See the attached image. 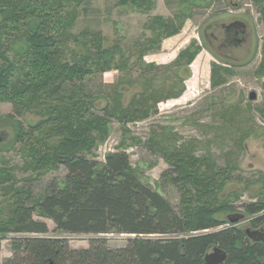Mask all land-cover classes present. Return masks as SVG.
<instances>
[{"label":"trees","instance_id":"trees-1","mask_svg":"<svg viewBox=\"0 0 264 264\" xmlns=\"http://www.w3.org/2000/svg\"><path fill=\"white\" fill-rule=\"evenodd\" d=\"M33 1L37 6H30L31 0H0V102L12 105L7 117L15 119L14 142L25 145L24 172L41 176L61 165L66 174L62 184L49 182L40 199L29 205L25 202L30 193L23 191L21 196L14 190L17 195L10 210L0 217V233L31 236L12 238V256L3 264H205V254L215 246L226 251L227 263L264 264V239L236 225L243 214L235 213L222 194L237 168L235 150H243L244 140L256 132L249 103L220 106L213 116L218 123L195 122L204 133L202 139L178 142L181 138L166 126L151 130L145 145L166 162L169 168L162 174H169L182 192L178 211L138 177L125 150L107 152L102 162L90 155L107 137L111 119L127 133V122L155 115L167 99L180 96L184 84L178 71L189 72L201 46L192 42L167 65L145 63L143 58L158 51L163 39L180 32L194 0H164L167 5L177 1L188 6L168 17L153 16L144 24L150 36L139 39L129 54L119 42L104 46L100 31L69 33L77 8L86 0ZM254 1L264 18V0ZM117 3L145 9L154 5L152 0ZM69 38L78 49L65 46ZM8 44L18 58L8 56ZM216 57L224 60L211 64L212 88L223 86L234 75L233 68L226 66L228 58ZM137 67L141 74L133 77ZM111 70L123 71L122 84H106L104 95L86 94L84 79ZM255 74H264V58ZM123 84L139 86L126 105ZM97 98L104 104L95 113ZM257 111L264 116L263 109ZM27 112L40 120L25 127L16 117ZM225 140L231 145L222 150ZM213 147L222 152L223 167H216ZM8 171L0 168L1 181L12 180ZM243 210L251 217L250 225L264 224V197L245 204ZM34 213L52 220L56 231L94 236L87 247L71 248L66 238L45 236L48 226L34 219ZM108 234L125 235L124 245L110 247Z\"/></svg>","mask_w":264,"mask_h":264},{"label":"rangeland","instance_id":"rangeland-1","mask_svg":"<svg viewBox=\"0 0 264 264\" xmlns=\"http://www.w3.org/2000/svg\"><path fill=\"white\" fill-rule=\"evenodd\" d=\"M117 2L118 0H86L77 8L78 16L69 29V33L74 35L83 29L100 31L104 46L119 42L125 54H129L135 51L136 42L139 39L150 36L144 24L153 16L168 17L188 6V4L181 6L177 1L167 5L164 0H152L153 7L145 9L129 4L119 5ZM31 3L30 6L36 5L33 0ZM192 6L189 12L186 11L190 17L185 19L180 32L163 39L158 51L149 53L143 58L145 63L167 65L175 59L181 49L192 42L201 46L199 53L188 66L189 72H185L183 68L178 71V76L183 79L184 84V90L180 96L167 99L155 115L127 122L125 124L127 133L124 132L121 123L111 119L107 137L96 144L90 155L102 162L107 152L125 150L129 154L131 168L135 170L138 177L163 195L178 211L182 192L172 183L168 177L169 174H162L169 168L166 162L160 155L150 152L145 145L151 130L153 128L157 130L159 125L166 126L169 131L177 133L181 138L178 142L190 138L202 139L204 133L200 126L195 125V122L199 125L214 124L217 118L215 117L213 122V116L220 106L235 102H241L243 105L249 103L253 108L252 118L256 132L244 140L243 150H235L233 159L237 163V168L232 171V176L226 182L222 194L228 196L227 200L234 205L235 213L243 214L236 220V225L248 230L259 229L264 224L257 227L250 225L251 217L245 214L243 206L264 197V116L261 111H257L264 110V74H255L261 59L264 58V18L254 0H194ZM233 22H240L246 26L248 33L246 40L239 48L228 46L220 50L218 46L222 43L221 36L224 30L222 26ZM212 38L216 39L218 44ZM65 46L69 50L78 49L72 38L65 42ZM7 47L9 48L8 56L18 58L14 54V46L8 44ZM216 54L228 58L226 66L233 68L234 75L228 76L223 86L212 88L210 86L211 64H221L224 60L221 58L223 60L220 61ZM135 56H132V60ZM131 74L135 77L141 74V71L134 69ZM122 76L123 71L120 70L88 76L83 82L86 94H93L94 97L104 95L108 88L106 84H122ZM121 88L124 105L139 90V86L134 84H123ZM251 92L255 93L254 100L249 99ZM103 104L102 98L96 101L95 113L99 112ZM212 104H215V107H212ZM12 112L11 103L0 102V168H9L8 173L13 180L1 181L0 179V217L6 216L10 210L11 202L17 195L14 190L20 191L21 196L25 195L23 191H28L31 198L25 203L29 205V202L35 203L40 199L49 182L55 181L62 184L66 174V170L61 165L53 167L41 176L24 172L22 152L25 145L13 140L15 119L7 117ZM16 118L27 127L28 124L39 121L41 117L27 112ZM225 141L227 146L222 150H227L231 145V141ZM212 152L215 155L216 167H223L225 161L222 152L215 147ZM185 186L193 190L191 184L186 183ZM217 217L223 218L224 215H217ZM33 218L47 224L49 232L45 236L66 238L71 248L87 247L89 239L94 236L56 231L52 220L41 217L37 213L33 214ZM19 236H31V234L0 233V264L11 258V240ZM105 237L112 248L123 246L126 238L125 235L118 234H108ZM211 251L212 248L208 253ZM221 264L236 263L225 261Z\"/></svg>","mask_w":264,"mask_h":264},{"label":"flooded vegetation","instance_id":"flooded-vegetation-1","mask_svg":"<svg viewBox=\"0 0 264 264\" xmlns=\"http://www.w3.org/2000/svg\"><path fill=\"white\" fill-rule=\"evenodd\" d=\"M224 29L222 31V43L218 46L220 50H223L221 48H225L228 46H234L236 48H239L240 45L245 42L246 37L248 35L247 28L245 25H243L240 22H233L229 25L222 26ZM211 37H213V34H210ZM215 43L218 44V41L214 38H212ZM211 43V41H209ZM253 236L257 237V239L262 238L264 239V226L260 227L259 229H253Z\"/></svg>","mask_w":264,"mask_h":264},{"label":"water","instance_id":"water-1","mask_svg":"<svg viewBox=\"0 0 264 264\" xmlns=\"http://www.w3.org/2000/svg\"><path fill=\"white\" fill-rule=\"evenodd\" d=\"M264 87V85H263ZM255 98V93L251 92L249 94V99L253 100ZM253 233V232H251ZM256 238V237H255ZM227 253L222 248L215 246L212 251L205 254L203 260L205 264H221L226 261Z\"/></svg>","mask_w":264,"mask_h":264}]
</instances>
